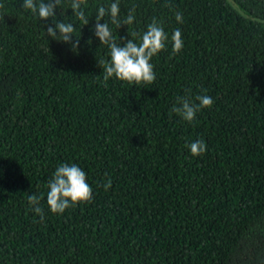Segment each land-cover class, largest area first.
Here are the masks:
<instances>
[{"label":"trees","instance_id":"obj_1","mask_svg":"<svg viewBox=\"0 0 264 264\" xmlns=\"http://www.w3.org/2000/svg\"><path fill=\"white\" fill-rule=\"evenodd\" d=\"M22 2L0 0V264H264V0H119L135 20L104 17L118 45L153 20L168 34L151 84L104 80L110 48L91 29L116 0H87V25L61 0L77 51ZM198 95L214 102L191 123L173 111ZM65 163L93 199L54 214L48 181Z\"/></svg>","mask_w":264,"mask_h":264},{"label":"clouds","instance_id":"obj_2","mask_svg":"<svg viewBox=\"0 0 264 264\" xmlns=\"http://www.w3.org/2000/svg\"><path fill=\"white\" fill-rule=\"evenodd\" d=\"M87 0H71L70 9L73 14L83 22L84 25L89 23L86 17L85 10L82 5L86 4ZM61 0H23L21 7L30 10L31 13L38 17L40 21L52 19L53 25L46 27V34L52 39L62 41L70 45L73 51H77L80 45L79 38L73 35L74 25L56 20V9L60 6ZM3 7V5H0ZM119 0L111 3L107 8L99 6L95 15V24L92 31L95 37L100 41V44L108 45L110 48V61L100 63L104 64V80L107 81L111 77H115L121 81H126L131 84H151L156 79V74L153 70V65L150 63L152 57L158 54L165 48L168 41V34L163 27L153 20L147 26L141 36V42L137 44L132 39L121 38L124 43L118 45L113 36L109 24L105 22L104 17L108 16L112 24L118 28L121 25H131L135 20L133 15L134 9L127 13L126 18L121 21ZM104 23H101V20ZM175 19L179 23H183L182 14L175 13ZM75 37V39L73 38ZM172 49L174 53H178L183 48L182 33L179 28L175 29L171 35ZM198 103L191 101L186 97H178L177 105L173 106V111L179 114L183 120L191 123L196 114L203 108H211L213 98L209 95L196 96ZM190 152L193 156H199L206 152V144L203 140H196L188 144ZM107 191L111 187V180L103 185ZM49 191L47 192L46 200L50 211L54 214H63L66 209L76 205L77 203L88 202L93 199L91 186L87 183L86 173L76 164H61L52 177L48 181ZM39 197L35 194L28 197V203L32 211L39 215L40 220L44 219V211L40 206Z\"/></svg>","mask_w":264,"mask_h":264}]
</instances>
